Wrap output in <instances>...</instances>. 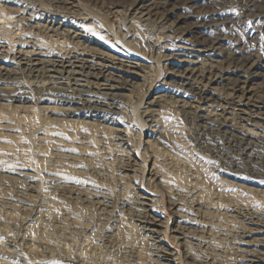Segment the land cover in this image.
I'll list each match as a JSON object with an SVG mask.
<instances>
[{
    "label": "bare ground",
    "instance_id": "obj_1",
    "mask_svg": "<svg viewBox=\"0 0 264 264\" xmlns=\"http://www.w3.org/2000/svg\"><path fill=\"white\" fill-rule=\"evenodd\" d=\"M210 1L219 12L202 13L209 0H184L166 15L143 2L126 8L170 66L141 109L144 125L135 110L129 117L130 88L150 75L151 58L116 38L103 43L66 0H0V264H180L163 246L165 197L185 264H264V180L220 164L249 162L264 174V90L232 82L227 55L206 58L180 27L188 18L202 27L229 21L233 53L264 25V0ZM33 110L43 120L35 128L21 123ZM167 116L176 120L166 126ZM182 124L198 153L181 147ZM131 131L145 132V157L161 152L143 180L123 163ZM165 162L193 163L214 194L170 179Z\"/></svg>",
    "mask_w": 264,
    "mask_h": 264
},
{
    "label": "rangeland",
    "instance_id": "obj_2",
    "mask_svg": "<svg viewBox=\"0 0 264 264\" xmlns=\"http://www.w3.org/2000/svg\"><path fill=\"white\" fill-rule=\"evenodd\" d=\"M141 2L156 7L162 14L164 13L166 15L167 10L172 9L173 7H180L179 5L183 4L184 0H175L171 7L168 5V0H66V3L62 6L69 7V4H75L78 13L81 14L83 18L87 19V27L95 34L101 35V41L103 43H108L111 45L113 44V41H115V38L118 39L119 42H128L129 47L136 49V51L143 54L146 59H148L147 57L151 58V61L155 63V65L153 64V70L150 72V75L144 76V80L137 79L132 81L130 88L131 93L129 111H131V113L129 114V117L131 118V121H133L135 110L137 119L140 123L145 125L144 120L140 115L141 109L142 107L146 106L145 103L152 100L153 97L158 96L157 91L155 90L163 81L168 80L166 71L170 69V66L167 65V62L163 61L164 59L159 58L157 53L148 49L146 40L143 39L145 33L141 25L135 21H131L130 17L126 13V8L129 6L132 7L134 4L136 5ZM52 6L55 8L56 6L60 5L55 6V4H53ZM108 10H111V12ZM211 10H214V13H216L220 11V8L215 6L212 1L209 0L206 7H204L202 10V13H213ZM261 10H263V6H260L259 9L249 8L246 11V16L249 18L257 17ZM180 27L181 31L188 32L193 40L198 39L200 42H202L201 46L207 51V53H205L207 56L206 58L218 60L220 59V56L227 55L226 61L229 62L228 64L231 68V71L227 77L232 82H246L249 86L258 91L264 90V25L258 28V32L255 34V37L241 44V46L238 47V50L233 53H229L227 51L225 44L229 38L228 36L230 32L228 31L236 30L235 25L229 21L215 22L209 27H202L199 25V21L196 18H188V20L181 24ZM124 33H127V35L131 36L125 38L123 37ZM161 65H164V68L160 67ZM33 111L32 117L29 116L22 119L21 123H26V125H31L30 127L34 126L33 128H35L38 127L43 120L40 116L41 114L38 111ZM172 120H176L175 117L167 116L163 119L166 126ZM62 127L65 128L64 125ZM182 130L185 134L183 138L184 142L182 143L181 147L190 145L191 148H194L193 150L195 153H198L199 149L196 141L197 136L193 135L190 131V127L184 126V124H182ZM135 133L136 134H132L131 131L129 144L122 147L126 155L129 157L127 160H125L126 162L123 161V163H135L140 168L138 169L139 179L142 178L141 180H143L146 177V172L151 168V163L153 161L162 163L160 160L161 152L153 151L152 155L149 154L148 157H145L143 154L144 150L146 149V145L144 143L146 141L144 135L145 132L137 131ZM89 139L96 140L95 137H89ZM178 147L179 146H177L175 150L170 149L169 152L178 157L180 153V148L178 149ZM165 150L168 151V149ZM200 155L204 160L209 162L215 160L211 152L202 150L200 151ZM173 163L165 162V164L162 166L163 170L168 173L170 179L178 180L183 184L196 188L203 196L210 197V195L214 194L209 180H207L205 176L201 175V173L197 171L193 163H191L192 166L190 164L188 165V162L185 165H181V163ZM220 164L223 169L229 171L239 169L237 171L239 174H244L249 178L264 180V174H257V171L255 170L256 167L249 162L240 164L238 167L232 166L231 164L223 161H221ZM170 199L172 202V198ZM169 200L167 197H165L162 203L163 213L168 218L167 227L165 229V242L163 246L165 249L173 251L177 254L176 256L178 262H181L180 264L192 263L184 255L182 248L177 245V240L170 238L171 233L169 232L177 211ZM224 200L228 201L230 199L225 198Z\"/></svg>",
    "mask_w": 264,
    "mask_h": 264
}]
</instances>
